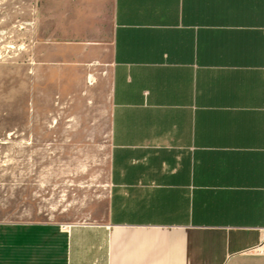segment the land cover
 I'll return each mask as SVG.
<instances>
[{"label":"crops","instance_id":"1","mask_svg":"<svg viewBox=\"0 0 264 264\" xmlns=\"http://www.w3.org/2000/svg\"><path fill=\"white\" fill-rule=\"evenodd\" d=\"M37 32L108 81L107 212L0 226V264H264V0H39Z\"/></svg>","mask_w":264,"mask_h":264},{"label":"rangeland","instance_id":"2","mask_svg":"<svg viewBox=\"0 0 264 264\" xmlns=\"http://www.w3.org/2000/svg\"><path fill=\"white\" fill-rule=\"evenodd\" d=\"M39 0H0V226L96 222L109 194V84L41 63Z\"/></svg>","mask_w":264,"mask_h":264}]
</instances>
